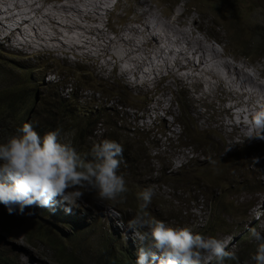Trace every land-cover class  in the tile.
I'll return each mask as SVG.
<instances>
[{
	"label": "rangeland",
	"instance_id": "obj_1",
	"mask_svg": "<svg viewBox=\"0 0 264 264\" xmlns=\"http://www.w3.org/2000/svg\"><path fill=\"white\" fill-rule=\"evenodd\" d=\"M89 1L0 0V93L6 98L14 88L23 93V99L17 101L0 99V105L12 104L8 106V118L0 106L4 114L2 124L6 130L13 124L10 114L17 112L26 120L30 113L28 120L41 132L43 122L46 127L47 116L57 114L77 121L93 118L96 134L106 129L110 134L114 131L109 128L115 125L119 129L116 133L127 135V143L132 140L139 143L134 138L138 132L149 140L143 145L154 173L143 188L135 190L132 185L120 204L100 200L95 190L81 189L84 196L71 214L57 205L54 209L27 208L24 214L10 215L0 205L10 219L0 217V242L19 258L18 264H56L55 257L63 256L50 248L55 257L52 256L46 244L49 237L56 238L59 246L82 264H108L109 254L116 260L121 257L120 251L137 254L139 241L127 223L138 211L139 192L151 188L155 193L146 209L149 218L197 232L210 217L208 204L216 196L213 185L218 178L227 177L226 171L221 172L220 168L232 169L237 181L257 183L255 192L250 191L249 196L237 195L228 189L220 214L225 217L245 211L246 223L256 220V229H262L264 140H249L232 130V118L239 120L233 113L241 108L228 96L227 90L221 91L216 86L210 90L196 81L200 74L194 75V80L189 70H180L177 66H173L177 74L171 75L166 65L172 63L173 56L165 54L168 52L165 50H185V38L194 36L202 43L203 51L210 45L231 62L229 65L237 64L264 82V0H112L103 6L104 10L97 11L91 5L86 6ZM53 3L85 6L81 8L84 13L76 15L69 7H60L57 11L51 8ZM154 9L160 19L178 15L179 25L175 26L180 33L167 38L161 29L160 35L156 31L154 34L162 42L158 38L157 44L147 41L142 22ZM149 18L152 17L149 15ZM170 39L171 43H167ZM190 44L197 47L196 42ZM173 99H180L181 120L187 126L195 125L197 131H191L189 136H183L174 123L178 113ZM64 126L60 122L55 130ZM131 131L134 136L127 134ZM13 133L0 132V143L18 134ZM70 134L60 132L59 141L68 144ZM203 142L206 149L201 148ZM210 149L224 151L227 155L222 160L233 163L202 166L208 156L215 155H207ZM254 157L259 158L255 166ZM189 158L194 161L187 175L176 178L164 172L159 178L160 162L163 168L174 173ZM119 174L124 176L125 172ZM194 181L199 189L189 190ZM226 183L222 182L221 186ZM203 186L201 194L199 190ZM213 220L210 217L208 222ZM38 231L43 239L28 238L30 233ZM214 237L224 242L226 250L234 248L233 235L217 232ZM254 253L244 256L243 264L253 262ZM212 259L205 253L201 264H208Z\"/></svg>",
	"mask_w": 264,
	"mask_h": 264
},
{
	"label": "clouds",
	"instance_id": "obj_2",
	"mask_svg": "<svg viewBox=\"0 0 264 264\" xmlns=\"http://www.w3.org/2000/svg\"><path fill=\"white\" fill-rule=\"evenodd\" d=\"M252 123L255 132L248 139L264 140V106L254 113ZM59 136V130L41 136L31 123H25L18 134L0 143V205L8 214H24L33 207L54 209L57 205L71 214L84 196L81 189L95 190L102 201L124 199L128 188L124 176L118 174L124 151L121 144L105 139L82 156L70 144L61 143ZM252 163L258 164L259 158L254 157ZM220 170L226 171V176L233 175L232 169ZM154 195L151 188L138 193V211L127 223L139 241L135 264H201L205 253L216 264H238L236 253L226 250L222 240L149 218L146 209ZM251 226H257L256 220H244L241 232ZM249 233L256 245L252 260L264 264V235L256 228H250Z\"/></svg>",
	"mask_w": 264,
	"mask_h": 264
},
{
	"label": "trees",
	"instance_id": "obj_3",
	"mask_svg": "<svg viewBox=\"0 0 264 264\" xmlns=\"http://www.w3.org/2000/svg\"><path fill=\"white\" fill-rule=\"evenodd\" d=\"M25 95L28 96L27 94ZM0 99H13V101H17L23 99V93L19 89L14 88L9 98H6L4 93H0ZM25 100H29V99H25ZM173 103L178 113L177 116L174 118L175 124L183 133V136L186 135L189 136L191 131H197L193 123L187 126L184 120H181L180 110H182V106L180 103V99L177 100L173 99ZM10 105L12 104L8 103V105L5 104L0 105L1 108L5 111L7 118H8V106ZM29 114L27 115L26 120L25 117L19 116L17 112L14 115L10 114V118L13 119V124L11 126L8 125L5 130L6 125L2 124V120H4L3 118L4 114L0 111V132L3 133L18 132V129H20L25 123H31L35 131L39 130L38 126L34 127L32 121L28 120ZM47 118L48 120L46 123V127L43 122L41 125L43 131L38 133L42 136L46 132L55 131V129L59 127L60 122L66 124V126L59 129V131L60 132L68 131L71 133L68 144H70L73 148H75L77 152L82 156L85 154H89L91 152V148L93 147V145L100 143L105 139L112 140L121 144L124 151L122 157L120 158L121 166L119 172L121 171L125 172L124 178L125 181L127 182L126 187L128 189L131 188L132 185L135 186V190L143 188V184L145 182L147 183L148 182L147 180L151 177L152 173H154L153 168L149 164V157H148L149 153L147 152L145 145H143V143H145L146 141L149 142L146 135L139 136L140 133L136 132L134 136L133 131H131L130 132L131 134L130 133L127 134L134 136V138H138L139 143H137L138 142L137 140L134 141L132 140L131 143H127L129 141L127 135L123 133H116L119 129L115 125L109 128L114 131V132H110V134H108L109 132L106 133L108 129H106L105 132L102 131L99 134H96V129H95L96 121L93 118L92 119L86 118L83 121H77L74 119L70 120V118L62 115L57 116V114L48 115ZM203 138L204 135H202L201 139ZM205 143L206 142H203L201 144V148L206 149V145L204 146ZM195 150L203 151V149L200 150L195 149ZM208 151L209 153L207 155H209L210 153H214L215 155L213 158L208 156L202 162V166L215 165L224 162L230 164L233 163V161L222 160L227 155L222 150L221 152H219L218 149H210ZM205 154H203L202 156H205ZM193 161L194 160L192 158H189L186 164L184 166L180 165L178 171H175L174 173H171L169 168H163L160 162V169L158 170V172L160 173L159 178L163 176L164 172L167 173L166 175L174 176L176 178H179L181 175H187L189 173V168L193 164ZM182 177L183 179H185V176ZM237 179L238 178H235L233 175H228L226 178L218 179L215 182L213 186L216 187V191H214L216 193V196L214 200L208 204V212L210 214V217H213L214 220L212 222H208V219L210 218L209 217L202 228L197 229L198 230L197 232H193V231L192 232L194 234H201L203 236L206 235L211 237H214L217 232H224L225 234L227 233L229 235H233L235 238H234V248L232 251L235 252L238 257V264H243V261L245 259L244 256L252 255L255 252L256 245L250 236L249 229L256 227L251 226L246 231L241 232L242 223L245 220V211L231 216L226 215L224 217L223 215L220 214V206L223 199L228 195V189L232 190L237 195H239V193H242L243 195L245 194L249 196L250 191L253 193L255 192L257 183L255 182L249 184L242 179L239 181H237ZM224 181H227V183L226 186L222 187L221 183ZM194 189H199L197 181H194L189 188V190H194ZM203 189L204 186L202 187L201 190H199L201 194L204 193ZM209 194H213V192H210ZM114 202L116 204H120L121 200L118 199L117 201ZM1 211L2 210L0 209V217L9 221L10 219L6 217L7 211L6 212L4 211L1 212ZM263 212H264V208H263ZM228 227L229 229H227ZM257 231H259L262 235H264L263 233L264 227L260 230L257 229ZM1 238L2 236L0 235V239ZM28 238L43 239V235L40 231H38L36 234L30 233L28 235ZM55 240L52 237H49L46 240V244L50 246V247L47 246L50 252H51L50 248H54L59 255L63 256V257H55L51 252L52 256L55 257L56 264H82L80 261L76 259V256L73 257L71 253L64 250V248L60 247L59 242L56 238ZM119 254H121L119 260L114 259L112 254H109L108 264H135L137 254H135L134 252L125 250L124 252L120 251ZM18 263H19L18 257L14 255L8 247H6L4 244L0 242V264H18ZM208 264H216L215 259L213 258ZM230 264H236V262H230ZM248 264H255V261L250 262Z\"/></svg>",
	"mask_w": 264,
	"mask_h": 264
},
{
	"label": "bare ground",
	"instance_id": "obj_4",
	"mask_svg": "<svg viewBox=\"0 0 264 264\" xmlns=\"http://www.w3.org/2000/svg\"><path fill=\"white\" fill-rule=\"evenodd\" d=\"M111 1L112 0H90L89 3L87 2L86 6H88V5L93 6L95 8V11H97V9L104 10L103 6L108 5L107 3L111 2ZM69 4H71V3H69ZM69 4L68 5H58V7H55V5H53V6H51V8L58 9L57 11H59L60 7L63 9L69 7L70 10L76 12L75 13L76 15H82L84 13L83 11H81V8H83L85 6H79L75 3H73L70 6ZM83 4L85 5V3H83ZM54 9H52V10H54ZM72 15L74 16V14H72ZM149 15L152 17L151 19L149 18ZM149 15L146 16L145 20L142 22V26L144 28V30H142V33L144 34V36L147 37V41L151 42V44L152 43L157 44V42H156V39L158 38L157 35L161 34V33L159 34L161 29L163 30L162 34H164V36H166L167 38H169V36H171L173 34L175 35L177 33V35H178V33H180L179 32L180 30L177 31V28L175 26L178 23V15H176V16L173 15L168 20H164L162 18L160 19L159 18L160 15L157 13V11L155 9L153 11H151L149 13ZM177 25H179V24H177ZM183 27H184V25H183ZM155 31H156L157 35H156V33L154 34ZM181 32H183V28H182ZM160 38H158V39L161 40ZM171 39L167 40V43H171L170 42ZM173 39H174V37H173ZM185 39H186V45H184L183 43L182 44L185 46V48L187 46V48L185 50H182L183 52L182 51L175 52L176 49L175 50H172V49L165 50L164 49L165 51H168L165 54H168L171 57L173 56V59L171 60L172 63H170L169 65L168 64L166 65L167 71H169L171 75H175V74H177L178 70L174 71L175 68L173 69V66H177V68L180 70L181 69L187 70V71L189 70L191 77H193L194 75L200 74V76H201L200 79H198V78L196 79L195 77H193L194 80L196 79L197 82L203 83L206 87L208 86V88L210 90H213V88L215 86L220 88L221 91L227 90L228 96L230 98H232L233 100H235L236 103L238 105H240L239 107L241 108L239 111L233 113V117H234V115H237L239 117V120H238V122H236L234 120L235 117L232 118L231 128L233 131L235 130L239 135H244V136L249 137L251 134H253L255 132V128H254V125L252 123V116L261 106H264V82L253 77L256 74L255 75L250 74L249 72L245 71L243 69V67L238 66L237 64L232 63V65H229L231 62L226 60L225 58H223L221 55L217 54L216 52H214V50L212 49L213 47L211 48V46L209 44L208 45L210 47L206 45L205 46L206 50L203 51L201 49L202 43L200 41H197L198 39L196 37L191 36V37H188ZM124 41H125V39L122 42L124 43ZM161 42H162V40H161ZM191 42H196L197 47L194 48L190 44ZM163 43H164V41H163ZM183 45H182V47H183ZM193 49H195V52L193 51ZM198 51H201V53H203V54H196ZM108 57H110V56H108ZM113 57L117 58L114 54H113ZM119 58H118V60H119ZM115 62L117 63L119 61H115ZM163 63H164V61H163ZM160 66H162V65H160ZM197 77H198V75H197ZM177 78L179 80H181L180 77H177ZM240 80L243 82L244 81H247V82L241 83ZM233 105H235V104H233ZM238 125H240V130L238 129Z\"/></svg>",
	"mask_w": 264,
	"mask_h": 264
}]
</instances>
